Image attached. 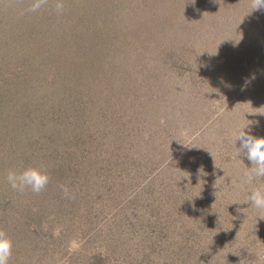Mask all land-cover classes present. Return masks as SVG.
<instances>
[{"label": "rangeland", "instance_id": "1", "mask_svg": "<svg viewBox=\"0 0 264 264\" xmlns=\"http://www.w3.org/2000/svg\"><path fill=\"white\" fill-rule=\"evenodd\" d=\"M0 0L9 264H257L264 10L251 0ZM187 143L189 146L184 145ZM38 166L39 194L9 170ZM68 189L66 196L61 188Z\"/></svg>", "mask_w": 264, "mask_h": 264}, {"label": "clouds", "instance_id": "2", "mask_svg": "<svg viewBox=\"0 0 264 264\" xmlns=\"http://www.w3.org/2000/svg\"><path fill=\"white\" fill-rule=\"evenodd\" d=\"M195 0H193V3ZM48 0H31L28 8L30 12H36L45 5ZM64 8L63 0H55V9L62 12ZM252 10H264V0H251ZM252 114H264V111L248 112ZM245 126L233 132L234 142L240 141L238 147L239 155L244 153L248 160L251 161L252 167L245 172L247 182L251 183L253 178L264 177V137H255L245 132ZM189 146L187 143H183ZM8 184L15 191L23 193L26 189L31 190L35 194L42 192L50 181L48 172L38 166H29L23 170H9L6 176ZM64 194L68 195V189L61 186ZM246 201H250L251 205L257 209H264V188H254ZM13 253V240L3 230L0 229V264H9V260ZM257 264H264V249L256 252Z\"/></svg>", "mask_w": 264, "mask_h": 264}]
</instances>
